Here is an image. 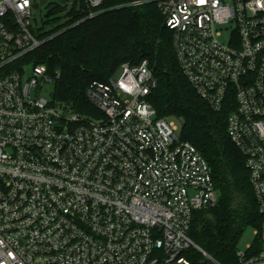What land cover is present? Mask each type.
<instances>
[{"label": "built area", "instance_id": "2783aa9c", "mask_svg": "<svg viewBox=\"0 0 264 264\" xmlns=\"http://www.w3.org/2000/svg\"><path fill=\"white\" fill-rule=\"evenodd\" d=\"M39 1L0 0V264H193L192 248L213 260L189 233L194 213L219 201L212 170L149 101V60L93 82L91 112L54 89L43 96L60 74L24 61L42 44ZM159 6L185 77L215 111L229 109L228 135L264 213V0ZM237 256L264 264V225L260 246Z\"/></svg>", "mask_w": 264, "mask_h": 264}, {"label": "trees", "instance_id": "16d2710c", "mask_svg": "<svg viewBox=\"0 0 264 264\" xmlns=\"http://www.w3.org/2000/svg\"><path fill=\"white\" fill-rule=\"evenodd\" d=\"M139 2V3H136ZM160 0H103L98 8L86 0L48 7L44 23L49 30L34 31L42 44L24 61L46 64L59 73L54 96L73 111H93L87 88L107 82L121 64L149 60L157 85L148 96L158 116L181 123V137L194 144L208 160L218 203L194 213L190 236L212 258L192 248L193 264H238V243L249 228L257 229L258 248L264 225L246 158L227 132L229 109L215 111L196 92L183 74ZM95 13L90 16L91 13Z\"/></svg>", "mask_w": 264, "mask_h": 264}, {"label": "rangeland", "instance_id": "374dc122", "mask_svg": "<svg viewBox=\"0 0 264 264\" xmlns=\"http://www.w3.org/2000/svg\"><path fill=\"white\" fill-rule=\"evenodd\" d=\"M63 3L65 5H67V8H70V6L72 5V3L74 2V0H48V3L45 5H42L40 8L34 9L33 10V19H32V28L35 31H38L39 29L42 30H49L51 29L54 25H56L59 22L52 23H44V21L46 20V14L48 12V7L52 4V3ZM226 39V38H224ZM54 86L53 84H47L45 86V90H43L42 95L45 97H50L51 96V92L53 91ZM174 119V121L179 125L180 128V132H181V123L175 119V118H171ZM257 229L253 228V227H249L241 236L240 241L238 243V250H244L246 249L248 246H250L251 244H253L257 238Z\"/></svg>", "mask_w": 264, "mask_h": 264}, {"label": "water", "instance_id": "95a60500", "mask_svg": "<svg viewBox=\"0 0 264 264\" xmlns=\"http://www.w3.org/2000/svg\"><path fill=\"white\" fill-rule=\"evenodd\" d=\"M48 0H40L39 2L35 3L34 4V7L37 9V8H40L42 5H45L47 4Z\"/></svg>", "mask_w": 264, "mask_h": 264}]
</instances>
